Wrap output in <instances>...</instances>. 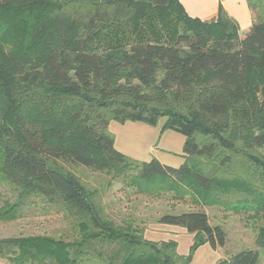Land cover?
<instances>
[{"label":"trees","instance_id":"16d2710c","mask_svg":"<svg viewBox=\"0 0 264 264\" xmlns=\"http://www.w3.org/2000/svg\"><path fill=\"white\" fill-rule=\"evenodd\" d=\"M246 1L255 21L241 37L222 5L203 21L181 0H0V189L14 197L0 221L41 201L79 233L0 239V259L191 264L201 247L227 243L202 209L264 216V0ZM161 121L162 133L185 137L180 167L116 149L111 123ZM63 165L191 203L197 210L156 220L193 235L187 255L176 240L151 241L133 223L104 218L95 193ZM255 245L218 264H260L263 225Z\"/></svg>","mask_w":264,"mask_h":264},{"label":"rangeland","instance_id":"374dc122","mask_svg":"<svg viewBox=\"0 0 264 264\" xmlns=\"http://www.w3.org/2000/svg\"><path fill=\"white\" fill-rule=\"evenodd\" d=\"M224 1L228 2V5L233 2V0ZM235 2L238 4L237 0ZM251 13L255 21V13ZM248 29L242 28L241 37H246ZM163 123L164 121H161L158 126L161 130ZM117 126L115 127V123L110 124V131L116 136V149L132 159L149 162L155 157L153 151L156 150L158 153L160 148L166 147L163 144L165 137L160 141L158 134L154 138H143L141 143L145 147L138 145V140H136L139 138L138 132H129V129L122 130L120 129L121 125ZM172 133L184 139L179 133ZM153 140L155 150L152 148L151 151L149 146ZM170 140L172 156L181 159L182 156L180 157L178 152L179 140L177 138ZM182 151L183 145H181L180 152ZM63 167L66 171L75 174L88 191L95 193L93 201L99 207L104 218H108L118 225L133 223L142 230L145 238L151 241L175 239L179 245L178 253L187 255L193 237L186 231L171 233L165 226L157 224L156 220L167 213L176 214L197 210L191 203H174L166 195L158 197L153 194H139L135 189L126 186L123 181L112 179L109 175L96 173L85 167L70 165H63ZM174 167L178 168L179 166ZM7 200L14 201L9 188L0 189V206ZM202 210L208 214L212 225L223 227L227 234V243L225 247L216 251H208L207 248L199 249L191 264H218L221 260L228 262L231 257L243 250L257 249L255 239L258 229L262 225L264 226V216L251 219L247 214H236L218 207ZM43 235L63 238L67 241L79 238L75 224L67 218L64 212L58 211L55 207H48L41 201L28 204L20 216L14 220L0 221V239ZM0 264L10 263L0 259ZM260 264H264V258L261 259Z\"/></svg>","mask_w":264,"mask_h":264},{"label":"crops","instance_id":"0c3cea01","mask_svg":"<svg viewBox=\"0 0 264 264\" xmlns=\"http://www.w3.org/2000/svg\"><path fill=\"white\" fill-rule=\"evenodd\" d=\"M238 4H236L235 0H233V2L228 5L226 1L224 0H181V3L183 4V6L185 7V9L187 10V12L192 16V17H200L201 20L203 21H208L211 19H214L218 16L219 13V6L222 5L225 12L234 20H236L240 26V29L242 30V28H250V26L253 23V16L251 13V10L248 6V3L246 0H237ZM238 5V7L236 8V6ZM199 19V18H198ZM114 123V122H113ZM117 125H121L118 123H115V127H118ZM120 129H129V132L135 131L138 132L139 134V138H137L136 140H138V145H142L143 147H145L143 145V143H141L145 138V137H149V138H154L157 134L159 136V138L161 139L160 141H162V139L165 137V140L163 142V144L166 145V147H164V149L160 148V151L157 153V151L153 148L155 145L153 144L154 140L152 141L150 147V150L153 148L154 155L157 160H159L161 163L167 165V166H181L184 163V154L183 151H181V145L184 146L185 143V137L184 139H182L181 137L173 134V131H165L162 133L161 128L158 127H152L149 126L147 124H143V123H126L120 126ZM173 138H177L179 140V147H178V152L180 157L182 156V158H175L172 156V152L171 151V143L169 142V139L173 140ZM135 139V138H133ZM133 139H131L133 141ZM170 140V141H171ZM184 141V142H183ZM169 146V147H168ZM152 151V150H151ZM176 154V153H175ZM153 155V156H154ZM177 168V167H175ZM165 226V225H162ZM166 229H169L167 231L171 232V233H175V231H186L183 228L180 227H172V226H165ZM193 237V235H191ZM170 240V239H168ZM175 240V239H173ZM162 241H167V240H162ZM202 249L207 248L208 251L212 249L208 246L205 245L203 247H201ZM200 248V249H201ZM199 251V250H198Z\"/></svg>","mask_w":264,"mask_h":264}]
</instances>
